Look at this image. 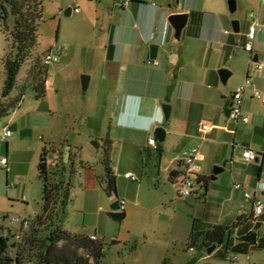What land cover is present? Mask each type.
I'll list each match as a JSON object with an SVG mask.
<instances>
[{"label":"crops","instance_id":"0c3cea01","mask_svg":"<svg viewBox=\"0 0 264 264\" xmlns=\"http://www.w3.org/2000/svg\"><path fill=\"white\" fill-rule=\"evenodd\" d=\"M95 1L89 4L83 0L67 1L76 4L70 17L76 16L63 37L70 50H62L68 53L64 56L61 53V60L51 64L55 67L44 68L43 94L37 97L33 89V99L39 105L31 112L35 117L52 114L63 101L67 107H78L86 131L84 140L75 141L69 133L59 149L64 161L74 156L72 181H78L86 205L94 199L110 205L115 200H124V219L131 217L136 208L148 213L162 209L167 213L171 208L166 201L150 208L149 204H142L143 178L147 176L152 183L150 190L154 194L148 192L152 197L158 196L161 185L164 195L173 191L179 197L176 193L181 169L179 158L186 150L197 149L195 163L200 175L193 180L195 191L189 197H180L186 203L192 199L202 203L196 217H192L186 243L188 251H194L189 247L191 234L214 226L228 229L222 246L211 245L214 249L210 254L195 253L185 264H220V259L232 263L237 260L236 254H243L249 264H264V212L254 219L252 201L243 197V191H247L264 205V103L261 100L264 98V0H235L233 13L228 10V0H130L126 8L120 7L116 0ZM76 8L77 13L73 12ZM252 12L256 13L257 26L252 51L248 53L244 44L250 25L248 15ZM173 14H187L179 40L174 39V30L168 22ZM233 21L239 24L237 32L232 29ZM68 67H72L68 74L71 81L61 100L60 82L68 77L65 75ZM220 69L230 72L225 84L219 79ZM51 71L53 75L48 76ZM81 75L89 76L86 91L81 89ZM50 77L53 80L49 84ZM246 79L251 81V86L243 93L242 113L248 118L243 123L226 117L224 110L234 90ZM255 90L260 93V99L253 96ZM21 102L13 111L20 108ZM166 102L171 108L168 120L161 110ZM201 123L207 130H201ZM13 125L22 137L25 129ZM158 127L164 129L165 135L159 143L162 152L157 158L148 138L155 136ZM72 130L81 135V131ZM10 133L8 138L13 130ZM92 140L99 142L102 149L110 141V167L116 182L111 196L105 194L98 182L103 176L102 153L97 157L87 152L86 146ZM5 142L7 154L1 158L6 159L5 170H8V167L12 169L10 141ZM245 149L253 151L255 162L243 160L241 153ZM113 154H118L124 162L140 159L144 167L136 173L128 165L118 167ZM149 162L153 164L152 171L146 170ZM223 163V171L211 179L213 167ZM126 173H131L136 181L125 178ZM236 184L242 189H235ZM146 197L148 201L150 198ZM124 219L122 225H127ZM251 234L256 235L255 243L244 240ZM92 235L98 238L97 234L86 236ZM229 253L235 256L233 261L227 260ZM163 256L160 263L154 264H163L165 260L174 264L169 253Z\"/></svg>","mask_w":264,"mask_h":264},{"label":"rangeland","instance_id":"374dc122","mask_svg":"<svg viewBox=\"0 0 264 264\" xmlns=\"http://www.w3.org/2000/svg\"><path fill=\"white\" fill-rule=\"evenodd\" d=\"M67 1L71 0H43L37 46L22 65L17 76L16 87L8 98H3L1 95L5 77L4 62L7 57L12 55L13 50L11 38L0 27V104L6 106L23 91L25 92L20 108L0 118V158L7 154L6 142L2 141L1 137L7 130H13L12 137L7 138V141H10L8 151L11 156L12 169L10 167H8V170L0 168V227L2 228V234L9 237L10 244L19 241L15 238V235L21 234L20 226L12 224L11 219L26 218L34 220L42 210L41 182L37 177L38 155L42 147L51 145L55 150H58L60 148L59 144L63 142L64 137L69 133L75 141L79 142L84 140L82 136L85 137L86 135L85 128L78 116V107H67L64 101L63 104H60V109L52 114L45 113L39 115V118L31 113L39 105L33 99V84L37 83L36 80H38V83L43 82L46 78L45 73L41 72L42 54L53 44L70 50L69 44L63 42V37L67 32L69 22L72 18H75L76 14L72 17L65 16L64 11L67 7L73 9L76 4L72 2L67 4ZM83 1L88 4L96 2L95 0L92 2ZM7 25L9 28L12 27V17L8 19ZM57 38L59 39L57 40ZM67 53L68 51H64L62 56ZM52 66L55 67L56 65ZM71 71L72 67H68L65 75H70ZM37 72H40V74ZM52 73L53 71L49 72L48 76L53 75ZM52 80L51 77L48 78L49 84ZM70 81L71 79L68 76L60 82L63 87L61 100ZM12 125L16 128L25 129L24 135L19 137ZM72 129L81 131V135H76ZM91 142L88 146L85 145L87 152L89 151L92 156L98 157L100 152L102 153V145L98 142L101 148H94ZM146 157H148V154ZM58 158L57 153L51 155L49 162L53 165L58 162ZM112 159L118 167L128 165L133 173L142 171V167H144V162L140 159L124 162L120 156L118 157V154H113ZM147 166V171H152L154 168L151 162ZM151 184L147 176H144L141 190L142 204H149L150 208L166 201L171 209L167 213L162 212V209L148 213L136 208L131 217L124 219L123 222L127 225H122V221L118 223L108 216L110 203L106 201L98 202L94 199L90 205H86V198L80 193L78 181L73 180L72 201L63 220V229L82 235L97 234L103 243V256L99 264H154L160 263L166 253H169V257L174 264H185V261L193 254L206 253V249L200 248L201 237H198L195 242L193 253L188 251L186 245L192 217H196L195 215L202 204L201 201L197 202L192 199L190 203H186L183 198L175 197L176 194L173 191L166 196L163 194L162 185L157 190L158 196L152 197L148 194V192L154 194L150 190L152 188ZM146 196L150 198L148 201H146ZM104 198H106L105 195ZM83 204L84 208H81ZM99 208H102V210ZM173 216L174 219L171 221ZM114 239L119 243L112 244L111 241ZM166 250L168 252H165ZM14 254L15 250L10 248L9 256L13 258ZM228 255L232 254L229 253ZM236 255L237 260L235 262L226 263L225 259H220V264H249L243 254ZM256 256L257 254H255ZM30 261L31 259H26L24 264H32ZM213 261H209V263ZM91 264H94V261H91Z\"/></svg>","mask_w":264,"mask_h":264},{"label":"trees","instance_id":"16d2710c","mask_svg":"<svg viewBox=\"0 0 264 264\" xmlns=\"http://www.w3.org/2000/svg\"><path fill=\"white\" fill-rule=\"evenodd\" d=\"M43 0H0V27L11 38L12 55L4 62L5 77L1 95L8 98L16 87L18 73L35 50L38 41V28L42 20ZM12 17L13 25L7 21ZM42 66V73H45ZM40 74V72H37ZM34 83L36 96L43 94L44 81ZM23 93L14 98L8 105L0 104V118L7 116L22 101ZM102 149L100 163L103 176L98 182L107 196L115 193V176L111 171V148L107 140ZM162 152L159 143L155 146L156 157ZM58 154L55 164L49 162L51 155ZM74 156L63 160L60 149L53 146L42 147L38 163L37 177L41 182L42 210L30 224L28 230L21 232L20 240L9 243V237L2 234L0 227V264H24L31 259L32 264H99L103 256V243L98 238L93 241L90 236L70 233L63 229V220L72 201V176L75 170ZM68 161V162H67ZM80 165V164H79ZM227 227L214 226L205 232L191 234L189 247L193 248L198 237H201L200 248L211 245L222 246L225 242ZM15 250L14 257L9 256V249ZM163 264H168L165 260Z\"/></svg>","mask_w":264,"mask_h":264},{"label":"built area","instance_id":"2783aa9c","mask_svg":"<svg viewBox=\"0 0 264 264\" xmlns=\"http://www.w3.org/2000/svg\"><path fill=\"white\" fill-rule=\"evenodd\" d=\"M99 2H105L106 0H98ZM120 7L126 8L129 5L130 0H116ZM73 12L77 13L79 12V9L76 8L73 10ZM250 19V25L248 26L247 34H246V43L244 44V50L248 53H251L253 41L255 37V31H256V13L252 12L248 15ZM65 49L64 47L60 45H52L50 48H48L41 57V65L43 67H48L51 64H55L59 61L60 55L62 53V50ZM255 67L257 69H261V66L256 64ZM251 86V81L249 79H246L241 85H239L234 92L232 93L231 97V107H230V113L229 117L233 121H242L243 123H247L248 118L246 115L242 113V99H243V93L244 91ZM253 96L257 99L261 98V95L258 91L253 92ZM262 102L264 103V98H261ZM201 130L205 131L207 130V127L204 124H200ZM11 135L10 131H6L5 134L1 137L2 141H5L9 136ZM148 145L153 147L155 149L156 146V138L154 135H151L148 138ZM241 156L245 162H255L256 156L253 153V151L249 149H245L242 151ZM198 158V151L197 149H189L183 152L179 158V164H180V177L177 179V186H176V193L179 197H189L193 194L194 190V181L197 178H199L200 170L198 165L195 163V161ZM7 161L5 158L0 159V168L6 169ZM264 173V168H263ZM124 177L127 179H130L131 181H136V178L131 173L124 174ZM235 189H242V187L239 184H236ZM243 197L245 200H251L252 201V217L254 219H258L264 212V205L263 203L252 197V195L247 192L243 191ZM125 209V201L124 200H118V211H124ZM242 215V214H240ZM33 222V220H28L26 218H12L11 223L12 224H18L20 226V232L26 231L29 229L30 224ZM15 238L17 240H20V235H15ZM90 239L95 241L98 238L94 235L90 236ZM235 259V256L228 255L227 260L233 261Z\"/></svg>","mask_w":264,"mask_h":264},{"label":"water","instance_id":"95a60500","mask_svg":"<svg viewBox=\"0 0 264 264\" xmlns=\"http://www.w3.org/2000/svg\"><path fill=\"white\" fill-rule=\"evenodd\" d=\"M88 1L91 2L93 0H88ZM227 6H228V10L231 13H233L235 11V0H228L227 1ZM70 13H71V8H67L64 11V15L65 16H70ZM186 21H187V14H173V15H170L168 17V22H169V24L172 26V28L174 30V39L175 40H179L181 31H182L183 27L185 26ZM231 25H232V29L235 32H237L238 31V25H239L238 22L237 21H233L231 23ZM229 75H230V72L227 71L226 69H220L218 71V76H219V79H220L222 84H225V82H226L227 78L229 77ZM88 81H89V76H87V75H81L80 76V85H81L82 91H86L87 86H88ZM231 99H232V97H230V100ZM230 107H231V103H229L227 105V107L225 108V110H224V113H225L226 117L229 116ZM161 110H162L164 119L168 120L169 116H170V110H171L169 104L167 102L165 104H163L161 106ZM154 134H155V138H156L157 142L161 143L163 141L164 135H165L164 129L162 127H158V128L155 129ZM91 145L94 148H98L99 147V143L96 140L92 141ZM224 166H225V163H223L221 166H214L213 169H212L211 179H215V177L219 173H221L223 171ZM108 216L111 219H113L114 221H117V222H121L125 218V212L124 211H122V212L118 211V200H115L110 205V210L108 212ZM255 237H256L255 234H251V235L247 236L246 238H244V240L249 242V243H255ZM111 243L115 244V243H117V241L116 240H112ZM213 249H214V246H209L206 249V252L208 254H210Z\"/></svg>","mask_w":264,"mask_h":264},{"label":"flooded vegetation","instance_id":"af4514ba","mask_svg":"<svg viewBox=\"0 0 264 264\" xmlns=\"http://www.w3.org/2000/svg\"><path fill=\"white\" fill-rule=\"evenodd\" d=\"M231 103V100H229L228 104Z\"/></svg>","mask_w":264,"mask_h":264},{"label":"clouds","instance_id":"9594fccd","mask_svg":"<svg viewBox=\"0 0 264 264\" xmlns=\"http://www.w3.org/2000/svg\"><path fill=\"white\" fill-rule=\"evenodd\" d=\"M160 118H162V117H159V116H158V119H160Z\"/></svg>","mask_w":264,"mask_h":264}]
</instances>
